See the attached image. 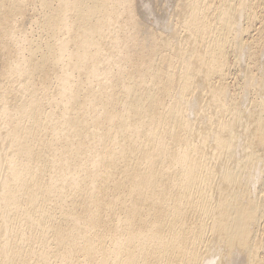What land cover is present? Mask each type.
Wrapping results in <instances>:
<instances>
[{
    "label": "bare ground",
    "instance_id": "1",
    "mask_svg": "<svg viewBox=\"0 0 264 264\" xmlns=\"http://www.w3.org/2000/svg\"><path fill=\"white\" fill-rule=\"evenodd\" d=\"M171 1L0 0V264H264V0Z\"/></svg>",
    "mask_w": 264,
    "mask_h": 264
},
{
    "label": "rangeland",
    "instance_id": "2",
    "mask_svg": "<svg viewBox=\"0 0 264 264\" xmlns=\"http://www.w3.org/2000/svg\"><path fill=\"white\" fill-rule=\"evenodd\" d=\"M136 1H137V4H139V6H138L139 13L142 12V16H141V13H140V16L142 18L145 17V18H143L144 20L142 19L144 21V25L149 26V27H147L148 29L156 31V32L160 31L161 29H162L163 32H166L164 30L165 29V26H164V21L165 20L164 19H165V16L167 14H169L170 10H172V8H173V7H171V6H173V3H171L172 1L171 0H136ZM166 6H167V8L169 10L167 8L165 9ZM163 7H164V9H162V11H161L160 8H163ZM156 8H157V11H154V10H156ZM165 10H168V11H165ZM160 12H161V16H163L164 19H163V17L159 16ZM160 23H162L163 25L160 24ZM159 24L161 25V28H160Z\"/></svg>",
    "mask_w": 264,
    "mask_h": 264
}]
</instances>
